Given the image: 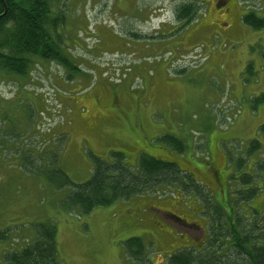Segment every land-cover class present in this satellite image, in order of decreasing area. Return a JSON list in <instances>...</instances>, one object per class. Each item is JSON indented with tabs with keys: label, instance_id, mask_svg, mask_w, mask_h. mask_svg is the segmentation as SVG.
Masks as SVG:
<instances>
[{
	"label": "rangeland",
	"instance_id": "rangeland-1",
	"mask_svg": "<svg viewBox=\"0 0 264 264\" xmlns=\"http://www.w3.org/2000/svg\"><path fill=\"white\" fill-rule=\"evenodd\" d=\"M192 1L202 5L183 25L173 8ZM49 5L76 69L32 58L25 76L0 71V261L33 241L38 222L55 225L63 264H136L130 237L147 244L145 261L162 264L208 239L218 205L230 218L260 211L264 223V104L252 103L264 92V28L241 20L251 11L264 17V0ZM163 134L182 141L181 154L157 141ZM111 152L132 167L141 152L174 161L201 192L174 185L87 214L67 209L70 185L56 188L49 175L56 180L59 169L83 183L94 157L110 161ZM46 160L54 173H41ZM226 245L219 264H234Z\"/></svg>",
	"mask_w": 264,
	"mask_h": 264
},
{
	"label": "trees",
	"instance_id": "trees-1",
	"mask_svg": "<svg viewBox=\"0 0 264 264\" xmlns=\"http://www.w3.org/2000/svg\"><path fill=\"white\" fill-rule=\"evenodd\" d=\"M201 5L202 2L195 1L176 4L173 8L175 20L183 25L189 23ZM52 10L49 0H0V71L25 76L32 58L56 61L76 69L64 52L62 34L57 29L61 20ZM241 20L249 27L264 28V17H259L253 11L242 15ZM252 103L253 106L264 104V92L255 96ZM259 130L264 132V124ZM157 141L169 144L177 154H181L184 149L182 141L170 134L159 136ZM254 146L259 147L258 141H252L250 149ZM111 156L110 161L94 157L90 178L80 184L71 182L59 169L61 175H57L56 180L49 175L56 188L70 185L64 199L67 209L87 214L95 207L108 206L120 199L158 195L163 188L171 189L174 185L183 190L191 188L201 192V184L174 161L141 152L137 166L132 167L126 164L122 153L111 152ZM47 163L48 160L46 166H41V173L45 169V174L54 173L50 162V165ZM242 179L249 183L251 177L245 176ZM254 211L251 219L246 220L235 214V211L230 218L221 206H214L211 222H207L208 239L202 241V245H191L173 252L162 264H219L221 258L228 259L225 252L224 255L221 253L227 248L228 241V250L236 264H264V233L261 230L264 223L259 221L260 211ZM32 226L35 233L33 241L18 250L5 252L0 264H63L58 258L56 230L52 221L38 222ZM255 229L261 230L256 231L259 235L254 232ZM215 242L218 245L214 246ZM124 244L127 256L136 264H159L145 261L147 244L141 237H130Z\"/></svg>",
	"mask_w": 264,
	"mask_h": 264
},
{
	"label": "flooded vegetation",
	"instance_id": "flooded-vegetation-1",
	"mask_svg": "<svg viewBox=\"0 0 264 264\" xmlns=\"http://www.w3.org/2000/svg\"><path fill=\"white\" fill-rule=\"evenodd\" d=\"M187 172V171H186ZM190 174V173H189ZM190 175H192V174H190ZM216 175H219V172H216ZM264 216V215H263ZM199 243V242H198Z\"/></svg>",
	"mask_w": 264,
	"mask_h": 264
}]
</instances>
